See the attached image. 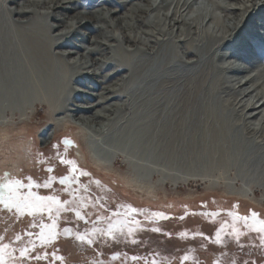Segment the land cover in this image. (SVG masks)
<instances>
[{
	"label": "bare ground",
	"instance_id": "obj_1",
	"mask_svg": "<svg viewBox=\"0 0 264 264\" xmlns=\"http://www.w3.org/2000/svg\"><path fill=\"white\" fill-rule=\"evenodd\" d=\"M189 1L0 0V137L70 125L144 194L195 182L264 204V57L240 47L262 0H204L219 18Z\"/></svg>",
	"mask_w": 264,
	"mask_h": 264
},
{
	"label": "snow or ice",
	"instance_id": "obj_2",
	"mask_svg": "<svg viewBox=\"0 0 264 264\" xmlns=\"http://www.w3.org/2000/svg\"><path fill=\"white\" fill-rule=\"evenodd\" d=\"M261 6H264V0ZM240 47L249 55L264 57V18H260L259 25H254L242 37ZM63 143L68 146L72 142L65 139ZM58 161L68 167L67 174L59 177L51 174L53 167L49 162L46 169L49 175L42 182H37L32 175L13 178L5 173L0 176V214H6L20 223H24L21 218H29L23 229L8 234L5 228L4 234H0V264H31L32 261L35 264H41L42 261L57 264V261L64 259L57 255L56 248L62 236L71 237L89 248L99 247L100 243H107L109 239L119 242L121 238H132L131 243L137 245L139 242L134 236L142 230V221L137 219L138 215L143 216L144 221L167 219L162 212L148 213L144 209L128 205H118L114 210L111 209L106 191L99 194L93 189V185L96 189H103L99 180H91L90 173L78 168L73 159L58 154ZM82 178H88V182ZM57 183L59 187H55ZM39 189L48 190L49 194H40L37 191ZM201 215L220 217L219 212H202ZM227 216L230 220L221 218L211 241L213 244L227 246L225 238L228 237L243 251L245 245L242 238L252 237L258 238L260 246L264 248V218L255 211L245 215L228 211ZM62 224L65 226L61 227ZM151 231L161 230L153 228ZM200 235L203 236V233ZM103 255L100 252L92 264H106L104 259L99 258ZM119 255L113 254L111 259L116 260ZM182 259L186 261L188 257L184 256ZM131 260L160 264L154 256L149 259L147 256L132 255ZM215 264L221 262L217 260ZM230 264L238 262L232 260ZM239 264L254 262L241 260Z\"/></svg>",
	"mask_w": 264,
	"mask_h": 264
},
{
	"label": "rangeland",
	"instance_id": "obj_3",
	"mask_svg": "<svg viewBox=\"0 0 264 264\" xmlns=\"http://www.w3.org/2000/svg\"><path fill=\"white\" fill-rule=\"evenodd\" d=\"M137 1V0H136ZM150 4L154 6V11L150 12V15L153 16L158 12L160 16L166 12V8H162L158 6L160 0H149ZM139 2V1H138ZM191 4V8L188 11L189 16H196L199 14V10L205 15L211 14L213 17L219 18L221 16L220 11L215 10L211 7L207 1L204 0H195L189 1ZM194 3V4H193ZM141 5H144L141 3ZM109 5H107L108 7ZM81 7H86L87 5L81 4ZM102 6V9H110ZM204 10V11H203ZM79 12H84L81 8H78ZM201 12V13H202ZM200 13V14H201ZM208 17L206 16L202 21V27H210L212 25L211 21H208ZM259 23V21H258ZM117 33V32H116ZM79 35V36H78ZM95 35L94 32H90L87 30H79L76 32V38L80 39L81 37H90L93 38ZM71 42L78 43L76 40L71 39ZM79 41V40H78ZM122 46L125 47L124 42H121ZM81 44V43H78ZM88 47V45H84ZM238 61L235 60L234 64H237ZM229 76H232L229 74ZM242 76V77H241ZM245 75H239L242 79ZM76 89L83 90L82 87L75 86ZM78 128H74L70 125H65V127L61 130L58 137L54 138L53 141L48 140L44 142L41 137L37 134L36 129L33 127L27 126V131L20 130L16 133L9 134L6 137H0V176H3L5 173L10 174L11 176H17L21 171L26 172H35L38 171L35 165V161L40 158H44L46 163L51 164L53 166L54 171L53 175L57 177L64 175V171L61 167H58V161L55 156L56 147L60 145V141L62 138H68L71 140V151L70 156L74 158L78 164L82 163L83 168H89V170H93L99 178L108 184L117 198H121L127 202H133L135 205H145L151 209H155L156 212L159 209H168L173 208L179 210L183 207H194L198 203H203L205 206L207 205L210 208H218L221 206H234L241 209L242 212H248L249 209H253L258 211L262 217H264V204L259 203L255 199H247L244 200L241 196H236L232 194H227L222 189H212L202 186H197L195 182H187L182 185H178L176 187H168L162 188L160 187H151L152 194H144L142 190L139 191L125 183H123V179L121 180L118 171L113 172H103L99 169L94 168L92 162H90L89 158L85 153L86 146L79 145L78 150L76 151V145H78V141L80 139L78 137ZM51 142H53L51 144ZM51 144V145H50ZM56 146L55 148L53 146ZM81 146V147H80ZM84 153V154H83ZM85 155V156H84ZM82 162H81V161ZM34 167V168H33ZM116 169H120L115 167ZM119 177V178H118ZM188 184V185H187ZM246 188V186H243ZM157 194V195H155ZM251 194V193H250ZM236 203V204H235ZM249 212H252L249 210ZM25 222L23 218H21ZM24 223H20L17 220H13L10 216H2L0 217V234H4V229L7 228L8 234H13L15 231H19L24 228ZM63 225V224H62ZM209 226V224L207 223ZM161 240H166L160 237ZM228 241L227 246L221 244L219 248L215 246L205 243L206 246H202V242L200 240H194L187 243L188 246H195L194 248H178L180 245L174 242V238H170L169 241L160 242L159 237L155 240L150 239L148 236L142 235L138 246L140 248H121L122 244L112 243L107 245H103L104 248H99L104 253H109L113 251L121 252L124 249H128V251L134 252L137 250H156L161 254H167L169 257H173V264H177L178 256L180 253L185 251H192L195 254V259L199 261V264H211V261L215 257H221L224 259L225 264L228 263L229 260H236L238 263L241 260H249L253 258L258 264L263 261V255L259 251H254L252 248H244L243 251L239 250L234 240L230 238H225ZM242 243L245 245L244 238H242ZM60 248H57V255L63 256L64 259L61 261H57V264H77V262L81 261L85 258V255H89L91 253V249L89 248H80L79 244H76L72 240L60 238L58 244ZM186 246V245H182ZM224 253L223 255L221 253ZM220 253V254H219ZM105 254V255H106ZM251 261V260H249ZM31 264H35V261H32ZM41 264H47V262H41ZM188 264V263H187ZM196 264V263H195Z\"/></svg>",
	"mask_w": 264,
	"mask_h": 264
},
{
	"label": "flooded vegetation",
	"instance_id": "obj_4",
	"mask_svg": "<svg viewBox=\"0 0 264 264\" xmlns=\"http://www.w3.org/2000/svg\"><path fill=\"white\" fill-rule=\"evenodd\" d=\"M68 138H62V140L60 141V145L56 147V158L58 161V154L65 156L68 159H73V157L70 156V151L71 149V145L65 146L63 141ZM71 141V140H69ZM53 143V142H52ZM51 143V144H52ZM50 144V145H51ZM77 147V145H76ZM81 161V160H80ZM82 162V161H81ZM58 167H61L64 171V175L67 174L68 171V167L66 165H62L59 163L58 161ZM83 164L80 163L78 164L77 162V166L78 168L87 171L90 173V178L91 180H99L100 183L103 185V189H96L95 185H93V189L96 193L99 194H104V192L106 191L107 193V199L109 202V207L111 209H115L118 205H128L131 207H135L138 209H144L146 212L148 213H153L156 212L155 209H151L145 205H135L133 202H127L124 201L121 198H117V196L115 195V193L113 192V190L111 189V187L106 184L105 182H103L99 176L94 173L93 170H89V168H83L82 166ZM37 167L38 171L35 172H26L24 173V171H21L19 173V175L17 176H12L13 178H24L27 175H32L37 182H42L44 179L47 178V175H49L46 172L47 167L49 166V164L46 163L44 158H40L37 159L35 161V165ZM53 167V166H52ZM34 168V167H33ZM54 171V168H53ZM53 174V173H51ZM84 179L85 182H88V178H82ZM55 187H59L58 183L57 185H55ZM40 192V194H49L48 190H44V189H39L37 190ZM66 198V196L64 197ZM236 204V203H235ZM123 210V209H121ZM250 211H255L253 209H249ZM242 212L240 208L238 207H234V206H230V207H226V206H221L218 208H210L207 205L205 206L203 203H198L196 204L193 208L192 207H181L179 210L177 209H173V208H168V209H159L158 212H162L166 215L167 219H153L152 221H144V217L143 216H137V219H140L142 221V230L137 232L134 236V238L140 242L142 235L148 236L150 239L155 240L157 237H159V241L160 242H165V241H169L170 238H174V242L178 243L180 245V247L178 248H194L195 246H188L187 243L194 241V240H200L203 241L202 242V246H206L207 245L205 243H208L210 245L213 246H218L219 245H215L213 244L212 238H214V234L215 231L219 228L220 225V220L222 219H228L230 220V218L227 216V212L228 211H237L239 214L241 215H245V214H250L251 212ZM202 212H219L220 213V217L218 218H209L206 215H201ZM256 213H258L260 215V213L258 211H255ZM2 216H6V214H0V217ZM261 218H264L260 215ZM25 220L24 224L25 225L27 223V219L29 218H23ZM83 223V222H81ZM207 223L209 224V226L207 225ZM65 225H61V227H63ZM90 226V225H89ZM153 228H159L161 231L160 232H153L151 231V229ZM203 233V236L200 235V233ZM160 237L166 239V240H161ZM61 238L64 239H68V240H72L73 242H75L76 244H79L80 248H89L87 245L84 244H80L78 241H75L73 238L71 237H64L62 236ZM228 238V237H226ZM131 239L129 238L127 240H124L123 238H121V240L119 241L122 246L121 248H140V246L137 245H133L131 243ZM245 241V247L249 248V249H253L254 251H259L261 252V254L263 255V261L259 264H264V248H262L259 244V240L258 238H252L249 237L247 239H244ZM119 242H115V241H111L110 239L108 240L107 243H100L99 247H92L89 248L91 249V253L89 255H85V258L82 259L81 261L77 262V264H92L93 260L97 258L98 254L100 252H102L101 249L99 248H104L103 245H107L110 243H119ZM58 244V243H57ZM182 245H186L185 247ZM216 247V248H218ZM56 248H60V246L56 245ZM221 248V247H219ZM94 253H96L97 255H94ZM104 253V252H103ZM119 253L120 255L118 256V258L116 260H112L111 256L113 254ZM106 253H104V255L102 257H99L101 259H104L106 264H145L144 260H139V261H132L131 260V256L132 255H138L141 257L147 256L149 259H152L153 256L155 257V259L157 261L160 262V264H173L172 261L174 260L173 257H169V255L167 254H161L159 251L156 250H137L134 252L128 251V249H124L121 252L119 251H113V252H109L105 255ZM125 254H127L125 256ZM220 254V253H219ZM184 256L188 257V260L184 261L182 258ZM219 260L221 262V264H225V261L223 258L221 257H215L212 261L211 264H215V261ZM249 260H251L252 262H254V264H258L253 258H250ZM198 260L195 259V254L192 251H185L179 254L178 256V260H177V264H195ZM232 260H229L227 264H230ZM239 264V263H238Z\"/></svg>",
	"mask_w": 264,
	"mask_h": 264
}]
</instances>
